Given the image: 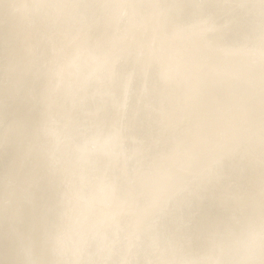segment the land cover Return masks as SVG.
Masks as SVG:
<instances>
[{
	"label": "bare ground",
	"instance_id": "1",
	"mask_svg": "<svg viewBox=\"0 0 264 264\" xmlns=\"http://www.w3.org/2000/svg\"><path fill=\"white\" fill-rule=\"evenodd\" d=\"M5 2L0 0V264L24 259H114L115 256L106 252L110 242L122 237L142 212L133 202V195L136 200L151 199L158 185H169L174 191L176 186L165 174L166 170L188 175L198 167L199 155L178 146L174 153L159 161L155 173L130 169L127 161L134 153L129 145L151 137V130L139 116V106L130 110L125 142L110 139L107 122L92 128L76 122L102 105L105 109L108 107L107 89L96 56L82 50L71 64L67 63L71 44L65 29L74 21L70 17L55 20L60 15L55 9L30 7L69 0H12L16 5L12 9H6ZM103 15L98 13L87 24L91 34L89 47L116 52L128 68L133 83L138 80L135 73L138 57L168 68L174 76V95L178 100H188L186 115L190 136L195 137L207 126L229 119L231 97L228 90L212 82L199 81L191 71L177 73V62L186 59L196 46L192 40L183 36L171 40L146 21L132 20L121 30L107 24ZM9 35L20 37L21 42L12 54L14 67L6 79L9 54L3 41ZM29 46L33 48L31 55L27 51ZM36 83L49 91L46 108L37 109L28 99L29 89ZM197 89L198 95H193ZM40 119L46 124L37 136L35 125ZM88 135L102 142L101 151H84L83 142ZM29 146L33 151L26 156ZM117 153L120 160L114 159ZM224 172L226 176L239 172L247 175L249 169L244 161L234 157L224 161ZM6 175L12 181L10 187ZM107 175L119 177L116 187L105 182ZM34 178L39 184L34 198L29 199L27 187ZM254 179L255 212L242 217L239 223L234 220L236 205L227 201L215 185H208L192 197L173 196L164 210L166 221L177 222L183 218L190 220L196 229L232 228L223 246L200 244L174 258L258 262L262 240L258 154ZM67 194L70 197L65 201L63 197ZM44 225L48 226L47 243L37 245L34 254L25 257L21 252V238L37 233ZM60 235L70 246L65 259L57 255Z\"/></svg>",
	"mask_w": 264,
	"mask_h": 264
},
{
	"label": "snow or ice",
	"instance_id": "2",
	"mask_svg": "<svg viewBox=\"0 0 264 264\" xmlns=\"http://www.w3.org/2000/svg\"><path fill=\"white\" fill-rule=\"evenodd\" d=\"M6 9L15 8L12 0L4 3ZM33 9H55L59 21L70 17L65 29L71 44L67 63L71 64L82 50L96 56L100 76L103 78L109 98L92 110L84 119L76 122L92 128L101 122L110 126V139L125 142L128 134L129 113L138 105L142 123L151 130V137L129 145L134 153L128 159V167L137 172L155 173L159 161L167 158L182 146L186 152L199 155L198 167L188 175L175 170L165 174L174 184L158 185L148 200H136L141 215L129 226L122 237L114 238L106 252L114 259H82L73 261L24 259L12 264H264V0H69L63 3L30 5ZM98 13L109 25L124 30L132 20L146 21L159 33L171 40L188 37L196 46L189 56L176 64L177 73L191 71L201 82H212L228 90L231 103L230 117L222 124H212L192 137L187 128L188 100H178L173 93L174 76L168 68L137 58L133 83L128 68L121 57L110 49L98 51L89 47L91 40L88 22ZM25 41L28 37H24ZM207 41L206 43H202ZM21 42L20 37L4 38L9 58L6 79L12 68V54ZM28 54L33 53L31 46ZM193 95H198V89ZM28 99L37 108L49 103V91L40 83L28 91ZM192 97H189V100ZM46 121L37 120L35 135L43 130ZM71 128V125L69 126ZM258 129V143H257ZM86 152L101 151L103 144L95 136L88 135L83 142ZM258 149V152H257ZM31 146L26 151L30 156ZM259 159V212L262 223L260 260H211L194 261L174 258L200 244L223 246L232 234L231 226L223 229L208 227L196 229L190 220L166 221L164 210L171 198H188L198 195L208 185H215L222 196L236 205V223L253 214L256 206L254 169ZM239 157L246 163L249 174L239 172L226 176L224 161ZM120 160V154L114 155ZM119 177L107 175L104 180L117 186ZM9 187L11 179L6 175ZM38 179H32L27 187L29 199L34 198ZM48 226L37 233L22 237L21 252L31 257L37 245L47 243ZM53 252L57 251L52 249ZM94 254V253H93ZM9 264V262H5Z\"/></svg>",
	"mask_w": 264,
	"mask_h": 264
}]
</instances>
